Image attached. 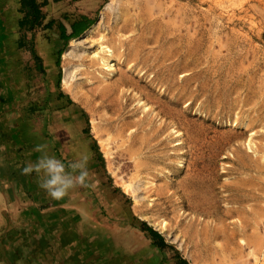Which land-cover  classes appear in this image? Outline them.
<instances>
[{"label": "rangeland", "instance_id": "1", "mask_svg": "<svg viewBox=\"0 0 264 264\" xmlns=\"http://www.w3.org/2000/svg\"><path fill=\"white\" fill-rule=\"evenodd\" d=\"M43 1L47 42L61 23L92 22L60 50L61 86L77 67L90 130L97 119L109 138L111 148L94 132L135 220L164 216L183 249L147 222L192 264L184 248L215 264H264V0H118L114 12L109 0ZM102 34L121 58L107 80L93 59Z\"/></svg>", "mask_w": 264, "mask_h": 264}, {"label": "crops", "instance_id": "2", "mask_svg": "<svg viewBox=\"0 0 264 264\" xmlns=\"http://www.w3.org/2000/svg\"><path fill=\"white\" fill-rule=\"evenodd\" d=\"M31 1L46 14L37 37ZM52 20L43 0H0V264H184L135 220L107 172L89 110L61 86L66 39L60 28L43 38ZM45 142L65 163L87 156L95 189L78 186L54 200L35 172L21 174Z\"/></svg>", "mask_w": 264, "mask_h": 264}, {"label": "bare ground", "instance_id": "3", "mask_svg": "<svg viewBox=\"0 0 264 264\" xmlns=\"http://www.w3.org/2000/svg\"><path fill=\"white\" fill-rule=\"evenodd\" d=\"M96 28H97V25L94 26L93 30H91L92 28H90L91 32H93ZM87 35H83L82 37H87ZM98 40H99L98 41V47L94 51L93 59L95 62L101 64L104 67L105 73L104 74L101 73V76L107 80L112 75H114L118 69L117 68V62L119 60H121V58L119 57V54H120L119 48L117 46H115L114 44H112L110 42V40L106 37L105 34H102ZM79 42H80L79 40H76V39L74 40V42L71 46V49L73 50V52H77ZM68 53L69 52H67L66 56L68 55ZM76 68L77 67H75V68L66 67L64 86L66 87V89L69 90L70 94H72V96L75 99L82 101V99L84 97V93H83L82 89L76 88L75 83L72 80V79H74ZM137 103L143 104L144 109L150 108L149 103L144 102L141 97H138ZM93 123H94L93 124L94 132H96V134L101 138V141L103 142V144L107 148L108 147L111 148L110 141L108 140L109 138L108 137L105 138L103 136V133H102V130H101V127L99 125L98 120L94 119ZM173 132L177 133V135L182 137V132L180 131V129L176 128L175 126L173 127ZM108 151H110V149H108ZM151 182H152V184L155 183L154 181H151ZM124 187L129 194H131L132 196L135 197V200L137 203L140 202V199L138 198L139 187L135 181H132V180L126 181L124 184ZM140 216L143 219L149 221L150 224L155 226L161 232L165 233L173 241L177 242L178 246L183 249V245H182V242L180 241L179 235L173 232V230L170 227L169 221L164 216H158V215L150 213L148 211H142L140 213ZM241 241L243 242L246 240L244 238H241ZM254 245H260V240L255 241ZM184 251H185L186 255L192 259L193 264H215V263H211L209 261L197 259V257H195L193 254H191L188 249L184 248ZM242 264H247V263L242 262ZM255 264H260L258 258H257Z\"/></svg>", "mask_w": 264, "mask_h": 264}, {"label": "clouds", "instance_id": "4", "mask_svg": "<svg viewBox=\"0 0 264 264\" xmlns=\"http://www.w3.org/2000/svg\"><path fill=\"white\" fill-rule=\"evenodd\" d=\"M118 6V0H109L105 11L114 12ZM48 147L46 142L36 145L34 150L41 155L34 162H27L21 174L30 175L35 172L40 178L39 187L54 200L63 199L70 189L78 186L95 189L96 184L90 177L87 156L65 163L56 156L49 155Z\"/></svg>", "mask_w": 264, "mask_h": 264}, {"label": "trees", "instance_id": "5", "mask_svg": "<svg viewBox=\"0 0 264 264\" xmlns=\"http://www.w3.org/2000/svg\"><path fill=\"white\" fill-rule=\"evenodd\" d=\"M30 6L33 9L34 14L36 15V19H34V21L28 26L33 31L35 37H37L39 30L43 26V22H44V20L46 18V14H45L44 11L43 12L40 11V8H41L40 6H42L41 3H37V2L31 1ZM39 15L41 16L40 18H38ZM91 24H92V22H83V21H79V22L73 23V25H72L73 32L70 35H68L66 33V31H67L66 30L67 29L66 26L61 24L60 25V29L62 31V37L64 39L68 40V39H71L73 37L79 36ZM62 53L63 52L61 51V54ZM36 59L39 62L38 63V67L42 71L43 70V66H42V63L40 62L41 58L36 55ZM58 63L60 64L59 61H58ZM142 226L147 232H149V234L154 238V240L156 241V243L160 247L165 248L166 246H168V243H167V241L165 239V236L162 233H160L158 230L154 229L151 225H149L147 221H142ZM182 261H183L184 264H189V261L187 259H183Z\"/></svg>", "mask_w": 264, "mask_h": 264}]
</instances>
